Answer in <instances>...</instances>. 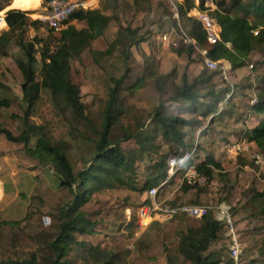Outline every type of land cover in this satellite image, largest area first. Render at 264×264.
I'll return each mask as SVG.
<instances>
[{
  "label": "trees",
  "instance_id": "obj_1",
  "mask_svg": "<svg viewBox=\"0 0 264 264\" xmlns=\"http://www.w3.org/2000/svg\"><path fill=\"white\" fill-rule=\"evenodd\" d=\"M7 2L0 0V11L7 7ZM11 2V7L17 9L5 12L8 31L0 35V48L11 32L26 26L37 28L41 24L21 11L31 5L27 0ZM207 2L215 6L209 15L219 28V40L214 44L207 43L200 23L187 16L193 9L209 11ZM175 9L178 19L189 23V29L182 27L184 31L198 48L207 50L210 59L221 65L228 62L231 69L236 70L248 66L252 53L258 52L263 58L258 64H264V0H182L175 4ZM171 14L174 16V11ZM71 20L91 25L96 36L105 27L98 9L72 14L66 26ZM70 32L71 27L67 26L58 35L65 41ZM36 43L41 44L39 59L36 57ZM20 47L25 60L16 64L23 78L20 88L27 106L25 113L31 112L41 124H27L26 130L17 136L0 126V136L8 142L22 144L25 153L38 164H51L59 179V188L54 191L41 180L42 190L29 198L24 218L0 222V264H234L227 249L230 238L225 234L224 224L215 218L214 210L198 219L178 214L167 222L153 221L139 238L130 241L131 248L127 247L126 241L100 247L86 240L95 234L97 225L83 210L92 196L118 186L135 191L132 179L135 157L132 152H125L120 144L133 139L142 154H157L158 147L153 145L155 137L147 132L145 121L128 122L130 117L123 93L135 87L134 84L126 87L128 69L119 78L102 72L90 80L97 94L105 98L101 122L97 126L86 112L79 91L73 88L65 62L55 59L47 43L36 40L34 43H20ZM175 53L186 54L191 62L195 50L180 47ZM36 63L40 65L39 81L32 80ZM214 75L203 70L198 77L201 81L197 78L189 81L183 75L181 84L172 85L168 97L169 77L157 79L156 91L162 99L149 118L155 127L163 129L165 139L173 146L169 154L186 151L189 147H196L198 151V148L185 144L182 132L195 121L171 116L166 104L180 98L195 103L200 84H208ZM257 85L249 83L245 87L249 93L254 86L257 87L255 103H239L244 104V107L240 106L247 109L248 116L257 120L254 127L244 129L241 138L264 154V74L257 80ZM5 91L6 85L0 82V108L3 109L11 105V99L3 95ZM249 93L242 96L250 100ZM207 94L212 92L207 90ZM167 155L148 168L151 173L145 175V192L165 178ZM194 166L197 174L207 181L212 179L216 170H221L220 163L212 155ZM191 189L185 182L180 187L184 193ZM263 195L257 194L253 200ZM147 203L148 199L137 210ZM44 217L49 218L48 225H44ZM211 245L215 249L208 251ZM253 249L247 256L240 255L237 264H264V240L258 241Z\"/></svg>",
  "mask_w": 264,
  "mask_h": 264
},
{
  "label": "rangeland",
  "instance_id": "obj_2",
  "mask_svg": "<svg viewBox=\"0 0 264 264\" xmlns=\"http://www.w3.org/2000/svg\"><path fill=\"white\" fill-rule=\"evenodd\" d=\"M27 2L31 5L25 10H19L25 11L31 20H37V16L43 14L44 4L36 8L41 0H27ZM171 2L172 4L165 2L167 4L163 5L158 0H99L102 21L106 24V27L103 26L101 29L99 37L84 30V35H80L78 30H73L74 32H70L67 39L62 41L58 32L51 31L41 23L37 28L26 26L22 30L9 32V37L1 43L3 47L0 48V82L7 87L3 95L11 99V105L7 109L0 108V126L8 129L15 136L25 131L29 123L41 124L31 112L25 113L27 106L22 100L20 88L23 78L16 64L19 60H25L20 43L28 44L41 40L47 43L49 51L56 60L65 62L73 88L79 91L86 112L97 126L101 122L100 115L105 98L97 94L90 80L100 76L102 72L119 78L123 76L125 70H129L125 79L126 87H131L133 84L135 87L123 93L130 117L128 122L133 124L138 119L141 122L145 121L147 132L155 137L153 145L158 147V153L142 154L133 139L120 144L125 152H132L135 157V173L132 176L135 191L120 186L112 190H102L95 193L83 207L88 218L97 222L94 227L95 234L86 237V240L100 247H109L126 241L127 247L131 248L130 241L139 238L144 232L145 229L138 227L137 207L146 200L145 175L151 173L148 170L151 165L159 163L161 156L169 154L173 148L167 143L163 129L155 127L149 118V114L162 99L156 91L157 79L164 75L169 77L170 82L166 86L168 91L166 97H168L172 85L181 84L183 75L192 79L194 72L188 68L187 55L175 53L178 48L183 47L179 42V35L173 36V43L176 46L165 44L160 39L162 34L169 31L178 32V27L186 26L188 29L190 27L184 19L176 20L171 14L175 11L176 4L175 0ZM11 3V1L7 2L9 8L5 7L0 12L17 9L11 7ZM206 7H209L208 14L215 9V6L209 2L206 3ZM34 8L36 9L33 10ZM1 31L0 35L5 31L4 28ZM141 45L146 46L144 48L146 54ZM35 47L38 49L36 57L39 59L41 44L36 43ZM191 57L201 62V57L196 51ZM262 59L258 52L252 53L250 60L257 66V71L252 76L243 77L245 81L242 80L240 84L233 79L228 84L227 80H223L217 72L205 70L203 67L202 69L207 74H215L212 79L221 85V89L231 90L232 86L233 89L236 88L237 93L239 85L244 86L241 89L243 92L250 80L256 78V75L261 77L264 74V64H258ZM159 62L162 63L166 74H157L156 65ZM34 68L35 74L32 80L39 81L40 65L36 63ZM151 71L154 74L150 77L148 73ZM251 83L258 87L257 81ZM250 93L253 94V91ZM239 99L242 100L239 94L234 95L232 103H240ZM227 104H230V101H227ZM227 104L225 108H228ZM235 118L231 117L228 122L231 123ZM214 130L215 138L212 136L209 138L219 142L209 146L201 144V148L198 146L194 163L204 161L208 155H212L220 163L221 170H216L212 179L206 184L190 186L195 195L191 196L190 203L212 208L223 204L230 206L242 243L241 256H247L254 250L253 247L258 241L264 240V213H260L264 210V195L253 200V196L264 194V175L247 157L230 158L223 154L221 147L224 143L221 141H225L223 135L226 132L221 126H216ZM216 132L222 134L218 135ZM0 161V184H3V191L0 185V222L21 221L24 218L29 198L38 195L42 190L41 180L54 191L59 188V179L51 164H38L25 153L22 144L8 142L3 136H0ZM182 184L179 176L176 175L163 187L157 200L181 203L182 196L179 193ZM214 249V245H211L208 251Z\"/></svg>",
  "mask_w": 264,
  "mask_h": 264
},
{
  "label": "built area",
  "instance_id": "obj_3",
  "mask_svg": "<svg viewBox=\"0 0 264 264\" xmlns=\"http://www.w3.org/2000/svg\"><path fill=\"white\" fill-rule=\"evenodd\" d=\"M95 1L96 0H47L43 5V14L38 15L37 20L45 24V26L52 31L60 32L65 29L66 22L72 14L93 9ZM161 1L172 4V0ZM187 16L194 18L200 23L208 44H214L219 40V28L215 20L206 11L191 10L188 12ZM174 17L178 20L176 9L174 11ZM5 26V12H0V31L5 28ZM177 31L176 33L174 31H169L168 33L162 34L160 36L161 41L165 44L176 46V44L173 43V36L179 35V42L183 47H191L199 54L201 57V65L204 69L208 71H221V73L224 71L220 62L210 59L207 56L206 49L198 48L195 41L183 28L178 27ZM251 67L252 66H250V68ZM252 103H255V99L252 100ZM224 152L228 157H247L252 165L264 175V154L256 150L253 145L246 140L242 139L230 143L225 147ZM196 153V147H193L186 151L167 155L165 160L166 176L157 186L151 187L146 191L148 203L138 209V227L140 229H145L153 221L167 222L178 214L198 219L206 215L211 209H214L216 210L217 220L224 224L226 228L225 234L230 238V243L227 246L229 256L234 264H237L242 251V243L237 233L236 224L232 218L230 207L224 204L213 208L206 205L194 204L170 205L167 202L157 200L163 187H165L176 175L179 176L182 183L185 182L189 186H201L206 184V178L198 175L195 170L194 159L197 156ZM43 223L44 225H48L49 218L44 217Z\"/></svg>",
  "mask_w": 264,
  "mask_h": 264
},
{
  "label": "crops",
  "instance_id": "obj_4",
  "mask_svg": "<svg viewBox=\"0 0 264 264\" xmlns=\"http://www.w3.org/2000/svg\"><path fill=\"white\" fill-rule=\"evenodd\" d=\"M10 1H9V3H10ZM180 1H182V0H175L176 3L180 2ZM43 4H44V0H41L40 4L36 8L41 7ZM7 8H9V7H7ZM36 8H34L33 10H35ZM93 9H98L100 11V13L102 14L101 8H99V0L95 1ZM193 10H196V9H193ZM67 26L71 27L72 32H74L73 30H78L79 34L81 32H83V33L86 32L89 34L94 33V36L96 37V33L91 31V25H88L85 22H79L76 20H71V21H69ZM67 26H65V29ZM105 27H106V24H105ZM4 30L5 31H3V33L8 31V27L5 26ZM0 32H2V31H0ZM70 34L71 33H69V35ZM99 36H97V37H99ZM141 46H142V49L144 51L145 50L144 48L146 46L145 45H141ZM145 54H146V52H145ZM254 65L255 64H253L251 62V60H249L248 66H245V67H242V68H239L236 70H232L230 64L228 62H225L221 65V67L224 69V71H223L224 73L223 72L221 73V71H218V74L222 77L223 80H227L226 82L228 84L232 81V79L235 82L239 83L242 80H244L243 77L252 76V74H254L257 71V66L256 65L254 66ZM250 66H252V67L250 68ZM188 68L190 70L194 71L193 75H192V79L188 78L189 81H192L196 78L198 79L199 75L203 71L201 62H199V60L197 61V60L192 59V57H191V62H188ZM156 71L158 72L157 74H160V75L166 74V72L163 71V67H162L161 62H159L156 65ZM151 72L148 73L150 77L154 74L153 71H151ZM164 76H166V75H164ZM259 77H260L259 75H256V78L250 80V83L252 81H254V82L257 81L259 79ZM198 80L201 81L202 79L199 78ZM243 87L244 86L241 87V85H239V88L237 87L239 92L236 93V88L233 89V87L231 86V90L221 89L222 88L221 85L217 84L216 81L211 79V81L208 84H206V83L200 84V90L198 92L197 100L195 101V103H192L188 100L181 99V98L176 100V101L168 102L166 104L168 114H170L171 116H174V117H180L184 120L195 121L191 126L184 127L182 130V132L185 134L184 135L185 144H187L188 146L194 145V146H197V148L199 146L201 148V146H202L201 144H206V145L208 144V146H209L213 143L219 142V141H213V138H215L214 128L216 126L217 127L221 126V129L224 132H226L223 135L225 141H221L224 143L221 147L222 152H224L225 147L227 145H229L230 143L242 140L243 138H241V137H242V133H243L244 129L254 127L257 123V120L255 118L248 116L247 109L245 110V108H243L244 104H243L242 109L240 110L241 106H239V103H232V100L234 98V95L239 94L240 97H242V100L239 99L240 103H243V100H244V103H246V104L252 103V100L257 98V93H258V91L255 90V88H254V90H252L253 94H251L245 90L242 92L241 89ZM207 90L208 91L210 90V92H212V94H207ZM247 93H249L248 98H250V100L249 99L247 100L246 97L242 96L243 94L246 95ZM227 101L228 102L230 101V104H227ZM226 104L228 105V108H225ZM236 113L238 115H236ZM229 117L230 118L236 117V118L230 123V122H228L230 119ZM221 119H223V120H221ZM224 119H226V120L224 121ZM216 133L218 135L222 134V133H218V132H216ZM200 134H201V136H200ZM210 136H212L213 138L210 139L209 138ZM167 143H169V140L167 141ZM230 158H233V157H230ZM201 162H203V161H201ZM0 171H1V161H0ZM0 185H2V191H3V184H0ZM33 187H34V185H33ZM31 189H32V187H31ZM179 195L182 196L181 203L175 202V201H172V202L168 201L167 203H169L170 205L187 204L186 202H188V204H193V203H190L191 196L192 195L195 196L192 193V190H189L185 193L180 191ZM182 201H184V202H182ZM228 207H230V206H228ZM215 218L217 219L216 213H215Z\"/></svg>",
  "mask_w": 264,
  "mask_h": 264
}]
</instances>
